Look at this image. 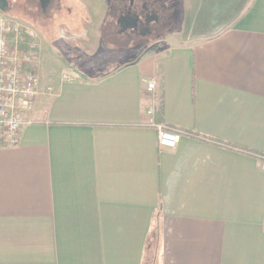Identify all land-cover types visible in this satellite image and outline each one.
Here are the masks:
<instances>
[{"label":"crops","instance_id":"1","mask_svg":"<svg viewBox=\"0 0 264 264\" xmlns=\"http://www.w3.org/2000/svg\"><path fill=\"white\" fill-rule=\"evenodd\" d=\"M179 4L122 62L39 36V94L0 147V264H264V0Z\"/></svg>","mask_w":264,"mask_h":264},{"label":"rangeland","instance_id":"2","mask_svg":"<svg viewBox=\"0 0 264 264\" xmlns=\"http://www.w3.org/2000/svg\"><path fill=\"white\" fill-rule=\"evenodd\" d=\"M8 1L5 15L31 26L41 43L49 42L54 55L78 66L130 60L148 43L180 28L179 0H134L133 9L141 19L144 11L156 16L146 36L120 31L119 16L133 0H95L94 9L90 8L94 0H49L45 9L38 0Z\"/></svg>","mask_w":264,"mask_h":264},{"label":"built area","instance_id":"3","mask_svg":"<svg viewBox=\"0 0 264 264\" xmlns=\"http://www.w3.org/2000/svg\"><path fill=\"white\" fill-rule=\"evenodd\" d=\"M39 37L28 24L0 11V147L18 144L26 115L32 111L39 94L40 79L37 72ZM146 90L153 92L155 82H146ZM153 107L146 115L152 117ZM150 123L157 131L160 148L176 147L180 133L164 124ZM264 167V157H262Z\"/></svg>","mask_w":264,"mask_h":264},{"label":"flooded vegetation","instance_id":"4","mask_svg":"<svg viewBox=\"0 0 264 264\" xmlns=\"http://www.w3.org/2000/svg\"><path fill=\"white\" fill-rule=\"evenodd\" d=\"M7 2H8V7H7V9H8L9 8V1L7 0ZM48 4H49V1L44 6H42L41 4H40V6L42 7V9H45ZM134 6H135L134 1H132L130 3V5H128L126 7L127 10L124 13L120 14L119 21H118L119 26H120V31L123 32V31L129 30V31L135 32L138 35L146 36L150 31L148 24L151 23V21H154L156 19V16L153 13L151 14V12L144 11L143 19H141V17L133 9ZM123 17H129L127 19V21H129L130 18L135 17L136 18L135 25H133L131 27L129 26L123 30L122 24H121ZM151 19H153V20H151Z\"/></svg>","mask_w":264,"mask_h":264},{"label":"water","instance_id":"5","mask_svg":"<svg viewBox=\"0 0 264 264\" xmlns=\"http://www.w3.org/2000/svg\"><path fill=\"white\" fill-rule=\"evenodd\" d=\"M49 0H39L40 4L42 6H44L46 3H48ZM7 7H8V2L7 0H0V11L4 12L7 10ZM129 17H123L122 18V21H121V24H122V28L123 30L126 29L127 27H131L133 25H135L136 23V19L135 18H130L129 21H127ZM152 20V19H151Z\"/></svg>","mask_w":264,"mask_h":264}]
</instances>
